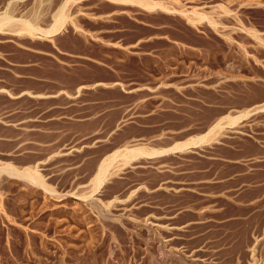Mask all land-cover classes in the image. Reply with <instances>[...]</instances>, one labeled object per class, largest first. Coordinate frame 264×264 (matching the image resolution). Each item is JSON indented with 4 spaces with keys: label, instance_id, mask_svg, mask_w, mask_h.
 Segmentation results:
<instances>
[{
    "label": "rangeland",
    "instance_id": "obj_1",
    "mask_svg": "<svg viewBox=\"0 0 264 264\" xmlns=\"http://www.w3.org/2000/svg\"><path fill=\"white\" fill-rule=\"evenodd\" d=\"M0 18V264H264V0Z\"/></svg>",
    "mask_w": 264,
    "mask_h": 264
},
{
    "label": "bare ground",
    "instance_id": "obj_2",
    "mask_svg": "<svg viewBox=\"0 0 264 264\" xmlns=\"http://www.w3.org/2000/svg\"><path fill=\"white\" fill-rule=\"evenodd\" d=\"M6 17V16H5ZM61 17V16H60ZM60 17H59V19H60ZM64 17V16H63ZM63 20V19H62ZM66 20V19H65ZM58 21V20H57ZM9 22L11 23V21L10 20H8L7 18H0V27L2 26V25H7V24H9ZM63 22V21H62ZM65 22V21H64ZM59 24H64V23H59ZM58 24V25H59ZM7 26H9L10 28H14V27H16V24H13V23H11V24H9V25H7ZM57 26V25H56ZM3 27V26H2ZM18 27H19V29H21V30H23L24 32H26L27 34H30V32H32L30 29H32V28H29V26L27 25V24H18ZM8 28V27H7ZM15 29V28H14ZM57 29H58V26H57ZM10 31H13V30H10ZM32 35V34H31ZM216 126H218V125H216ZM212 136V135H211ZM215 136V135H214ZM213 136V137H214ZM211 140V139H210ZM192 144V142H190V143H185V144H183V145H180V146H178L177 147V149L178 148H182V147H185V146H187V145H191ZM139 151V150H138ZM126 152H128V151H126ZM142 153V152H141ZM138 153L137 152H134V151H129L128 153H125V155H123V158H127L128 159V157H132V156H135V155H137ZM139 155V154H138ZM113 158V157H112ZM112 158L110 159V160H108V161H106L101 167H100V169L97 171V174H96V176H95V183L94 184H96L97 186L100 184V183H102V181L104 180V178H105V175H106V171H107V168H108V165H109V163L111 162V161H113L112 160ZM122 158V159H123ZM126 159V160H127ZM125 160V159H124ZM110 164H112V163H110ZM4 169H6V168H4ZM5 171H7V170H5ZM8 172H9V170H8ZM11 173V172H10ZM9 173V174H10ZM21 176H23V177H25V178H30V179H32V180H34L35 182H37L38 180H39V178L37 177V175L36 174H34V172H32V171H29V170H27V171H25L24 173L22 172V174H20ZM107 176V175H106Z\"/></svg>",
    "mask_w": 264,
    "mask_h": 264
}]
</instances>
